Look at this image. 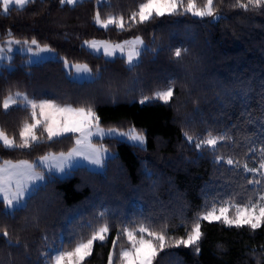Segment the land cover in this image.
<instances>
[{
    "label": "trees",
    "instance_id": "obj_1",
    "mask_svg": "<svg viewBox=\"0 0 264 264\" xmlns=\"http://www.w3.org/2000/svg\"><path fill=\"white\" fill-rule=\"evenodd\" d=\"M144 2L83 0L61 6L59 0H35L22 9L12 5L7 12L0 3V42L35 38L59 56L28 64L27 56L17 53L13 67L2 68L0 131L19 144L24 125L33 122L32 110L19 101L3 108L6 98L21 93L60 106L91 105L101 126L134 128L145 136L143 146L117 138L96 140L114 152L102 172L78 167L66 177H52L28 208L14 217L0 216V264H48L50 250L61 241L64 249H72L105 221L110 226L108 238L94 243L83 264H108L112 240L119 234L117 244L121 243L127 220L168 225L180 232V222L189 228L213 202L246 204L263 191V182L245 172L244 165L259 166L264 157V6L245 10L236 6L237 0H214L220 19L165 15L143 24L136 17L133 24L129 17ZM196 3L203 7L205 0ZM97 12L102 20L123 17L124 29L100 27L94 20ZM136 37L149 51L140 55L131 71L125 58L106 59L84 44L121 43ZM178 47L187 49L179 62L174 56ZM65 60L87 65L93 75L99 70L102 79L95 83L71 79ZM170 80L175 83L169 84ZM169 86L174 89L169 103L153 99L140 103L144 96ZM35 131L39 141L29 148L0 145V160L35 161L74 145L75 135L49 141L42 126ZM194 133L222 134L224 145L217 151L197 149L185 139ZM228 159L234 163L229 165ZM4 229L11 243L3 237ZM201 230L199 253L188 248L167 250L154 264H264V226L253 231L202 221Z\"/></svg>",
    "mask_w": 264,
    "mask_h": 264
},
{
    "label": "snow or ice",
    "instance_id": "obj_2",
    "mask_svg": "<svg viewBox=\"0 0 264 264\" xmlns=\"http://www.w3.org/2000/svg\"><path fill=\"white\" fill-rule=\"evenodd\" d=\"M28 2H35V0H3L4 11L7 12L10 5L15 4L20 6L22 9ZM78 0H59L61 6L74 5ZM214 0H205L203 7H198L196 0H146L144 3H140L138 6V12H133L129 17L130 22L133 24L137 22L136 17H139L138 22L143 24L155 17H162L165 15H186L191 14L194 17H213L214 19H220L217 15L216 9L213 6ZM236 6L248 10L249 7L259 8L264 6V0H246L241 2L237 0ZM95 23L105 29L109 25H115L118 29H124L125 21L123 17L118 20L109 16L107 19H101L100 13L97 12L94 17ZM132 43L134 45H142L143 41L140 37H136L133 41H125L122 44L109 45L107 42H96V41H85L84 44L89 48L98 50L99 47L104 48L106 56H113L114 52L119 49L120 52L124 53L125 44ZM21 44L20 40H9L7 41V51L11 53L13 51L12 45ZM23 45L26 46L27 51L32 53L34 57L39 59L49 58L46 55L52 53L54 56V50L49 46L45 45L40 47L37 40L33 38L29 44L28 40L23 41ZM32 45L36 46L35 51ZM111 49V50H110ZM149 51L147 46L144 47H133L127 52V66L128 70L131 71L133 67H137L139 61L134 57H139L143 52ZM151 51H159L152 49ZM183 53H187V49L176 48L174 56L177 62L180 61ZM4 52V48L0 47V53ZM123 59V55L120 57ZM65 67L71 68L68 62L65 60ZM76 78L82 80H88L95 83L102 79L99 70L93 75L91 69L87 65H75ZM71 74V72H70ZM175 81H169V84H174ZM111 87V83H109ZM174 95L173 87H167L165 91H156L152 97L144 96L140 103H145L150 99L163 101L165 104L169 103ZM22 102L23 106H30L32 109V123L25 124L20 132L21 142L16 143L15 139H10L3 131H0V145L6 149L14 148H29L32 143L37 142L39 137L36 135V129L40 126L43 127V132L47 133V139L49 141L54 138L61 137L67 133H81L87 136L93 134L92 129L96 127L100 131L101 135H104L99 130V117L96 115L93 107L73 108L71 105L60 106L55 104L50 99L40 101L36 103L35 99H29L26 94L16 93L15 97L9 96L3 101V108L8 110L11 105H17ZM39 108V116H37L36 109ZM108 134H115L121 137L128 136L134 142H138L139 145H143L145 142V136L142 132H138L136 129H130L127 133H117L115 129H109ZM192 137H188L189 143L192 142ZM225 137H219V140H223ZM76 143L79 145L82 143L80 139H77ZM218 143L217 138H209L207 140H201L196 144L197 149L203 147L214 148ZM264 151V150H262ZM82 155L90 163L94 165H102L103 156L99 149H77L73 152H69L67 156L61 154L59 158L53 157L56 161L53 165L48 167H55L59 171L64 170L66 161L69 160L73 155ZM41 163L48 159V157H41ZM221 158L217 157L219 161ZM227 163L232 165L234 162L232 159H228ZM39 165L30 164L27 161L12 163L11 161L5 160L3 164H0V196H2V203L4 208L0 210V216L14 217L17 211L26 209L29 207V201L37 194L40 190L41 185L38 181H43L45 177L34 171L35 167ZM259 169L264 170V157L261 158ZM245 172H257L256 167L249 168L247 164L244 165ZM249 183L260 184L261 181H249ZM235 208V215L230 216L228 213L230 209ZM101 218H104L105 214L101 213ZM202 221L208 222H222L227 227H249L251 230L264 226V193H261L258 199L253 202L249 200L246 204L241 203H229L227 201L221 203L217 208L215 202L212 203L210 209H206L201 215L194 219L193 226L190 230L186 231V236L180 238H167L164 230L155 231L151 229L150 224L147 221H142L137 230H129L128 227H123V234L127 237L130 247H122L119 251L118 261L115 259L114 252L110 251L108 254V264H154L158 254L163 252L169 247H193L197 253L200 251L199 242L204 235L201 230ZM109 224L105 221L104 226L98 230H94L91 237L86 241L81 240L78 242L72 251H62L54 248L51 254V264H83L85 258L91 255L94 243L99 241L103 243L108 238ZM145 233L149 238H145ZM10 233L7 229L3 230V237L8 243L11 240L8 239ZM119 240V234L117 238L112 240L113 249H115ZM61 248H63V241H61Z\"/></svg>",
    "mask_w": 264,
    "mask_h": 264
},
{
    "label": "rangeland",
    "instance_id": "obj_3",
    "mask_svg": "<svg viewBox=\"0 0 264 264\" xmlns=\"http://www.w3.org/2000/svg\"><path fill=\"white\" fill-rule=\"evenodd\" d=\"M80 1H83V0H78V2H80ZM104 1H106V0H98V2L99 3H102V2H104ZM0 3H1V6H2V11L3 12H5L4 11V8H3V0H0ZM184 3L186 4L187 3V0L186 1H184ZM12 5H15V4H12ZM12 5H10V6H12ZM9 6V7H10ZM17 6V5H16ZM199 7V6H198ZM139 10V9H138ZM138 12V11H137ZM137 18L139 19V17L137 16ZM101 27V26H100ZM14 38H8V39H5L4 41H2V42H0V47H3L4 48V52L3 53H0V73L2 72V68L3 67H6V68H8V69H11L12 67H13V65L11 64V61L13 60V58H14V56L17 54V53H19V54H22V55H25V56H27V59L25 60L26 61V63H28V64H33V63H39V62H42V61H44V60H47V59H57V58H59V56L56 54V52L54 51V56H53V54L52 53H48V54H41V55H46L47 57H49V58H46V59H37L36 57H34L33 55H32V53H29L28 51H27V48H26V46H24L23 45V41H21V44H19V45H15V44H13L12 45V48H13V51L11 52V53H9L8 51H7V47H8V45H7V41H9V40H13ZM16 40V39H15ZM133 40H135V38L134 39H131V40H128V41H133ZM142 40V39H141ZM93 41V40H92ZM94 41H96V42H107L109 45H116V44H122V43H124V42H121V43H112V42H109V41H104V40H94ZM143 41V40H142ZM29 44H30V42H29ZM40 47H44V46H41V45H39ZM86 46V48L89 50V51H91L92 53H94V54H97V55H103L106 59H114L115 57H117V56H119V57H121V55H123V58H125L126 59V61H127V52L130 50V49H132L133 47H144L145 46V44H144V42H143V44L142 45H134V44H132V43H129V44H125V46H124V53L122 54L121 52H120V50L119 49H117L115 52H114V55L113 56H106L105 55V53H104V48L101 46V47H99V49L98 50H94V49H91V48H89L87 45H85ZM32 48H33V50L35 51V49H36V46L35 45H32ZM111 50V49H110ZM139 58H140V56L139 57H134V59H136V60H139ZM68 64L70 65V66H72L70 69L69 68H66V70H67V72H68V74H69V77L71 78V79H74V80H77V81H85V80H82V79H77L76 78V68L74 67L75 65H85V64H74V63H69L68 62ZM89 68V67H88ZM70 72H71V74H70ZM92 72V71H91ZM93 74V73H92ZM165 90H167V88H165V89H161V90H158V91H165ZM156 92V91H155ZM16 95V94H15ZM15 95H12L13 97H15ZM152 97V96H151ZM153 100H155V99H153ZM36 101V103L37 104H39L40 103V101H42V100H35ZM160 101V100H159ZM18 104V103H17ZM21 105H23L22 104V102H21ZM13 106H15V105H11L9 108H11V107H13ZM27 107V106H26ZM30 109H31V107L30 106H28ZM32 110V109H31ZM39 108H37L36 109V113H37V116H39ZM109 129H115L116 130V132L117 133H120V132H124V133H127L130 129H128V130H124V131H122V130H118V129H116V128H105V127H103V126H101L100 124H99V130H101L103 133H105L104 135H101L100 134V131H98L97 130V128L96 127H93V129H92V132H93V134L91 135V136H87V135H84V134H81V133H67V134H71V135H75L74 136V145L71 147V149L70 150H68L67 152H64V153H49V154H46L45 156H43V157H48V159H46V160H44L42 163H41V159L40 158H38L37 160H35V161H27V160H21V161H18V162H22V161H27L28 163H30V164H37V165H39V166H37V167H35V169H34V171L36 172V173H39V174H41V175H43L44 177H45V179L43 180V181H38L37 183L38 184H40V185H42V184H44L45 182H47L49 179H51L52 177H55V176H57V177H60V178H63V177H66L67 175H69L70 173H71V170H73V169H75V168H78V167H86V168H88V169H90V170H93V171H99V172H102L103 170H104V167H105V162L109 159V158H111L112 156H114V152L113 151H111L105 144H102V143H96V140H102V139H106V138H117V139H120V140H123V141H126V142H129V143H132V144H135V145H137V146H143L144 144H145V142H144V144L143 145H139L138 144V142H134V141H132L131 139H129L128 138V136H123V137H121V136H119V135H115V134H108V132H109ZM47 134V133H46ZM67 134H65V135H67ZM197 135V134H196ZM195 135V133H194V136L193 135H191V134H186V137H185V139L187 140V142L189 143V141H188V137L190 136V137H192L193 139H192V142L191 143H189V144H197V143H199L201 140H207V139H209V138H217L218 139V143H217V145L214 147V148H209V147H203L204 149H207V150H215L216 149V151L218 150V148L219 147H221L222 145H224L223 144V141H225V139H223V140H219V137H221L222 136V134H216V135H204V136H201V135H197L196 136ZM58 138V137H57ZM72 139V138H71ZM77 139H80L81 141H82V143L81 144H77L76 143V141H77ZM39 141V140H38ZM37 141V142H38ZM34 143H36V142H34ZM33 144V143H32ZM77 149H83V150H87V149H99L100 150V153H101V155L103 156V162H102V165H94V164H92V163H90L87 159H85L84 158V156H82V155H73L71 158H69V160L68 161H66V163H65V166H64V170L63 171H59V170H57L55 167H48V165H53V164H55V160L53 159V157H55V158H59L60 156H61V154H64L65 156H67V154L69 153V152H73L74 150H77ZM222 158H225L224 156H223V154H222ZM5 161V160H4ZM4 161H1L0 160V164H3V162ZM12 163H17V162H14V161H11ZM256 168L258 169V173L261 175V176H258V174H257V172H255L254 174L263 182V184H264V170H261V169H259V166H256ZM149 179V178H148ZM150 180V179H149ZM261 193H264V189H263V191L261 192ZM261 193H259L258 194V196L256 197V199H258V197H259V195L261 194ZM0 199L2 200V196H0ZM223 202H225V201H219V202H217L216 204H217V208L219 207V205L221 204V203H223ZM227 202H229V203H233V202H231V201H227ZM253 202H255V201H253ZM211 208V206H207V207H205L199 214H198V216L199 215H201L206 209H210ZM117 212V210L116 211H114V214ZM230 216H234L235 215V208H232V209H230V212L228 213ZM197 216V217H198ZM142 222V221H141ZM141 222H139L138 221V219H136V220H133V221H126V223L124 224V227L126 226V227H128L129 228V230H137V234H138V228H139V226H140V224H141ZM194 222V221H193ZM193 222H192V224H191V226L189 227V228H187V225L186 226H184L183 225V223H179V226H181V229H182V231H178V230H176V229H174V228H172L171 229V227H169L168 225H164L163 227H159V226H157V227H154V226H152L151 225V229L152 230H155V231H161V230H164L165 231V233H166V237L167 238H171V239H175V238H180V237H184V236H186V231L187 230H190L191 229V227L193 226ZM222 223V222H221ZM150 224V223H149ZM102 226H104V224H102V225H100V226H97V227H95L96 229H94V230H98L100 227H102ZM92 233H93V231L91 232V234L90 235H88L89 237L88 238H90L91 237V235H92ZM108 235V234H107ZM123 236V239H122V241H121V243L120 244H117L116 245V247H115V249L113 250V252H114V256H115V259L118 261V259H119V251H120V249L122 248V247H130V245H129V243H128V240H127V237L124 235V234H122ZM145 235V238H149L148 236H147V233H145L144 234ZM87 239H85V241H86ZM99 242V241H98ZM54 248H56V249H60V250H62V251H72V249H64V248H61V246H57V247H54ZM54 248H52L51 250H50V253L52 254V250L54 249ZM177 248H186V247H183V246H180V247H169V248H166L163 252H161V253H165V252H167V250H176ZM188 249H191V250H195V246H193V247H187ZM173 252V251H172ZM161 253H159L158 254V256L161 254ZM173 254V253H172ZM88 257V256H87ZM86 257V258H87ZM49 258H50V256H49ZM85 258V259H86ZM47 263L48 264H51V259H50V261H47ZM174 264V263H173ZM176 264V263H175Z\"/></svg>",
    "mask_w": 264,
    "mask_h": 264
}]
</instances>
